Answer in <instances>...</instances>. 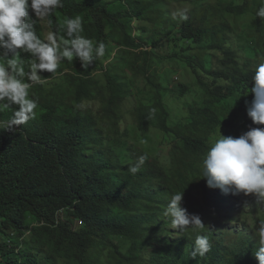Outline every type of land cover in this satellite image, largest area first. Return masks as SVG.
Masks as SVG:
<instances>
[{"label": "trees", "instance_id": "trees-1", "mask_svg": "<svg viewBox=\"0 0 264 264\" xmlns=\"http://www.w3.org/2000/svg\"><path fill=\"white\" fill-rule=\"evenodd\" d=\"M121 1L124 6L115 11L104 0H63V7L48 17L58 37L65 19L81 17L82 36L93 40L94 47L103 42L108 57L118 53L107 66L97 58L85 70L74 58L62 60L55 73L43 72L52 86L33 84L29 96L44 113L12 131H0V264H258L256 228L232 227L242 220L241 213L234 209L227 219V209L213 203L215 189L200 176L216 132L238 137L251 128H264L254 124L246 110L253 99L255 66L264 61V19L254 17L257 28L245 32L250 42L243 48L242 66L225 46L228 35L241 37L230 18L248 14V3L206 5L177 26L179 40L209 43L213 51L223 52L222 70L211 75L226 85L200 77L202 102L190 107L184 123L172 126L159 75L153 71L154 57L144 49L145 44L156 49L172 34L136 37L131 26L133 20L148 21L163 0ZM29 17L36 35L45 39L41 20L31 10ZM181 19L167 17L166 23ZM20 59L27 72L30 54L21 52ZM192 61L202 66L196 58ZM57 79L61 81L55 83ZM141 79L155 97L140 101L132 117L141 137L152 128L172 136L170 167L145 148L119 139L126 82L136 86ZM177 90L181 95L191 91L186 85ZM73 96L79 106L71 109ZM84 101H96L98 113L91 104L83 108ZM60 108L62 116L56 113ZM12 116L0 115V120ZM116 154L127 162L121 163ZM140 157L145 158L140 170L130 173L129 166ZM180 191L182 206L205 224L203 233L174 229L164 216L170 197ZM196 234L208 235L212 248L193 259Z\"/></svg>", "mask_w": 264, "mask_h": 264}, {"label": "clouds", "instance_id": "clouds-1", "mask_svg": "<svg viewBox=\"0 0 264 264\" xmlns=\"http://www.w3.org/2000/svg\"><path fill=\"white\" fill-rule=\"evenodd\" d=\"M62 7L63 0H0V112L13 109L10 120H0V131H12L13 126L24 125L34 118L38 104L36 99L30 98L29 89L33 84L47 82L43 72L55 73L62 60L73 61L74 58L87 70L97 58L104 57L103 42L94 47L93 40L80 34L84 29L79 16L65 19L62 36L58 37L53 30H49L43 40L36 35L29 10L37 19H47L51 28L53 21L48 17ZM255 15L264 19V4L256 9ZM21 52L31 57L27 72L20 59ZM251 79L253 99L250 104L246 103L247 116L254 124L264 125V61L255 66ZM144 159L140 157L131 164L129 172L136 174ZM200 178L205 179L207 187L218 189L213 192L212 200L216 207L227 209V219L233 217L234 209L244 219L248 210L245 201L231 202L234 195L251 194L258 203L264 204V128H251L238 137L220 135L203 158ZM182 197L183 191L170 197L164 216L170 218L174 229L190 228L193 233H203L205 224L201 217L188 213L182 206ZM248 224L247 220L238 219L231 226L244 228ZM255 231L259 247L254 257L258 264H264V221ZM211 248L208 235L196 234L190 255L193 259L203 257Z\"/></svg>", "mask_w": 264, "mask_h": 264}, {"label": "rangeland", "instance_id": "rangeland-1", "mask_svg": "<svg viewBox=\"0 0 264 264\" xmlns=\"http://www.w3.org/2000/svg\"><path fill=\"white\" fill-rule=\"evenodd\" d=\"M109 3L111 8L115 11L121 9L124 4L121 0H104ZM249 4L248 14L236 17L232 15L230 18L231 24L234 28L238 30L237 35H228L227 49H231L239 57L238 61L240 66L243 65L246 58L244 52V47L249 44V35L246 36L245 32L257 28V23L253 19L256 17V9L264 4V0H257V4H253L252 0H163L161 3H157V7L153 12L150 19L141 21L133 20L132 22L133 35L139 36L144 35L146 38H159L163 34H172V39H166L160 43V45L153 49L151 46L145 44L144 49L148 50L153 60V71H157L159 77L157 83L162 87V99L165 107L170 112V124L175 126L179 123H184L189 116V109L191 106L199 105L203 100V87L199 84V78L202 80L215 83L217 81L223 83L221 80H217L212 72L215 70H222V61L224 60V54L220 51H213L210 48L209 43H202L196 45L187 41L179 40L178 27H181L182 22L185 20L182 17L186 16L189 18L193 13H198L202 11L206 5H215L220 3L233 4L234 6L244 4ZM167 17H170L173 22H176V18H182L177 24H167ZM262 20V19H261ZM43 25L44 38H46L47 32L51 30L47 23V19L41 20ZM241 24V25H240ZM138 33V34H137ZM237 52V53H236ZM118 51L115 50L113 54L108 57L107 52L103 58L105 66L114 61L117 56ZM202 65L197 67L192 58ZM38 74H40L38 72ZM62 78V77H61ZM217 80V81H216ZM61 81L57 79L55 83ZM127 83V98L124 103L122 110L123 120L121 121V132L122 135L119 137L121 141L128 142L130 144H137L146 149L153 157H155L164 167L171 166L170 151L173 146V139L171 135L165 134L158 129L152 128L147 137H141L136 124L132 117V112L139 104L140 101L150 102L154 99V94L152 87L148 83L141 79L137 82L136 86ZM45 86L51 87L52 81H47L44 83ZM69 87L72 86L68 83ZM180 85H186L191 90L190 93L186 95H181L178 93L177 87ZM71 93L74 89L70 87ZM69 107H78L79 104L76 99L70 97ZM233 104V101H229ZM92 105L93 112L98 113L99 104L96 101H84L82 103L83 108H90ZM15 106H13L14 108ZM36 115H41L44 113V108L40 105L34 110ZM59 116L64 115V108H60L56 111ZM13 114V109L5 110L0 112V115L11 116ZM225 136L226 134L219 130L212 137L211 141L214 143L219 136ZM121 163H126L127 160L121 159L120 154H116ZM218 189L213 190L216 192ZM235 198L231 202H241L245 201L247 203L248 210L244 215V219L249 222L250 228L253 226L256 228L258 224L264 221V204L258 203L254 196L251 194L249 196H244L243 193L234 195ZM242 219V221H245ZM241 226V225H240ZM239 228V227H238ZM29 236V235H28Z\"/></svg>", "mask_w": 264, "mask_h": 264}, {"label": "built area", "instance_id": "built-area-1", "mask_svg": "<svg viewBox=\"0 0 264 264\" xmlns=\"http://www.w3.org/2000/svg\"><path fill=\"white\" fill-rule=\"evenodd\" d=\"M81 225V224H80Z\"/></svg>", "mask_w": 264, "mask_h": 264}]
</instances>
